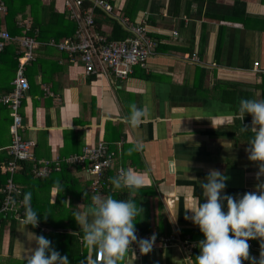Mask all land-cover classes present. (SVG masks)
I'll use <instances>...</instances> for the list:
<instances>
[{"label":"crops","instance_id":"1","mask_svg":"<svg viewBox=\"0 0 264 264\" xmlns=\"http://www.w3.org/2000/svg\"><path fill=\"white\" fill-rule=\"evenodd\" d=\"M52 1L57 12L67 13L65 0H38L39 4H27L25 18L33 20ZM109 2L113 10H103L107 16L94 9L95 17L102 18L101 31L111 35L118 22L130 34L123 22L126 0ZM238 2H244V12L237 13ZM132 10L128 21L146 25L155 41L148 67L136 66L123 79L89 75L81 62H72L56 47L39 48L38 64L27 74L30 89L21 108L23 136L36 141L37 158L66 157L85 145L105 141L115 152V170L132 168L149 185L135 196L137 206L144 209L136 217L137 232L179 233L203 240L199 226L185 218L191 213L185 211L184 196L195 195L206 202L200 185L210 170L228 177L221 196L239 198L264 183V174L257 178L261 162L248 158L253 134L240 131L243 125H251L252 116L246 114L243 121L237 118L241 98L264 99V0H135ZM1 79L0 75V96L12 85V78L8 86ZM43 85L55 95L44 94ZM133 102L138 107L147 104L151 113L136 128L124 120ZM12 120L10 109L0 101V155L12 141ZM135 143H142L143 149L129 155ZM75 174L87 179L83 167ZM57 192L56 186L51 188V202ZM105 192L100 196H108ZM111 195L118 200L129 198L127 189ZM64 201L72 213L85 209L78 199L72 207L69 195ZM223 203L227 212V202ZM10 225L6 222L0 232V262L8 256V264H26L28 250L36 247L28 233L40 234L19 222L11 243ZM50 228L43 226L46 233L41 235L62 256L70 260L74 253L77 264L82 260L87 264L88 249L82 238L80 244L69 246L68 238H49ZM249 241L250 256L258 262L261 241ZM200 251L189 257L180 246L154 248L142 256L128 252L120 264H196ZM92 258L96 259L95 252Z\"/></svg>","mask_w":264,"mask_h":264},{"label":"clouds","instance_id":"2","mask_svg":"<svg viewBox=\"0 0 264 264\" xmlns=\"http://www.w3.org/2000/svg\"><path fill=\"white\" fill-rule=\"evenodd\" d=\"M130 112L124 117L131 127L136 128L150 118L149 106L138 107L135 102L129 105ZM252 116L251 125H243L241 132L251 131L249 141V160L261 162L257 178L264 174V99L241 98L238 105L237 118L244 120L245 115ZM142 143H135L128 149V154L142 151ZM228 177L220 171L212 169L202 181L200 187L206 202L201 203L200 197L184 196L185 216L198 225L205 239L199 241L200 253L196 255V264H243L251 260L252 264H264V183L256 185L257 191L246 192L239 198L225 194L222 190L227 187ZM113 189L128 190L127 200H118L112 195L102 197L93 195L91 203L83 210L73 213L83 232L82 243L88 249L87 264H120L126 259L130 246L138 242L142 254L152 251L155 235L151 239L137 237L135 227L136 217L144 211L137 206L135 196L139 189L148 187L145 177L132 168L121 169L119 174L109 177ZM86 195V194H85ZM32 193L23 196L25 207L24 217L20 220L23 228L32 225L38 227L39 213L31 205ZM227 202V212L223 210ZM231 233V235H230ZM28 237L36 244L29 249L25 257L26 264H70L67 256H62L52 242L43 235L35 232ZM250 239L261 241V256L257 262L250 256ZM96 253V259L92 253ZM80 264H85L81 261ZM131 264V261H129Z\"/></svg>","mask_w":264,"mask_h":264},{"label":"built area","instance_id":"3","mask_svg":"<svg viewBox=\"0 0 264 264\" xmlns=\"http://www.w3.org/2000/svg\"><path fill=\"white\" fill-rule=\"evenodd\" d=\"M90 1L93 5L85 8L83 7L84 0H65L66 12L70 19L77 24L75 33L73 36L60 41L50 39L44 43L64 52L72 62H81L85 72L89 75H113L123 79L132 74L136 66L147 68L155 41L149 35L146 25L129 22L125 17L123 22L128 26L130 34L122 39H110L107 34L97 29L94 9L98 7L106 12H111L113 10L112 4L109 0ZM0 9L3 14L7 11L4 1H1ZM17 24L22 28L21 34L12 35L6 26L0 29V52L13 41H17L21 46L16 75L11 82L12 89L0 96V101L10 109L13 117L10 125L12 141L7 146L12 159L1 165L10 173V176L3 187L5 196L0 203V214H3L4 217L13 216L20 222L24 217L25 209L19 207V205L23 206V200H20L19 205L17 204L15 196H19L20 188L13 180L14 173L20 166V161H31L32 173L37 177H47L55 171H60L64 163L69 165L82 164L87 179L91 182V192L94 195H100L103 188L109 187L106 173L113 167L115 152L105 141L100 140L96 144L85 145L80 152L66 157H36L34 153L36 141L23 136L25 125L21 108L30 89V81L26 74L27 66L36 59V49L41 42L35 36L27 33L32 27L31 19H19ZM175 33L177 34L176 31ZM193 58H196V54ZM254 64L256 67L259 66V61H255ZM43 90L44 94L55 95L47 85H43ZM121 169L125 168L118 167V174ZM136 234L138 240H150L155 235V243L152 249L180 246L185 250L188 257L196 249H199L198 244L201 241L190 236H181L179 233L164 234L150 231L137 232ZM248 243L252 246L251 241ZM128 252L138 256L144 255L140 251L138 242L133 243Z\"/></svg>","mask_w":264,"mask_h":264},{"label":"trees","instance_id":"4","mask_svg":"<svg viewBox=\"0 0 264 264\" xmlns=\"http://www.w3.org/2000/svg\"><path fill=\"white\" fill-rule=\"evenodd\" d=\"M1 1H4V3L6 4L7 11L5 12V14H3L2 10L0 9V29L6 26L12 35L21 34L22 28L17 24V21L19 19L25 18V7L27 6V4H31L33 6V1L38 2V0H0V3ZM134 2L135 0H126L123 8L125 17H128L129 19H132L133 17L132 9ZM91 5L93 4L90 0H84L83 7L86 8ZM244 9V2H238L237 13L240 11L244 12ZM95 10L99 12L103 11L98 7H96ZM103 15H106L104 11ZM95 23L97 29L101 31L100 26L102 24V18L95 17ZM115 25L116 26L114 27L112 34L108 35L110 39H122L128 36L129 32L125 30L121 24L116 22ZM76 28V22L70 19L67 13L57 12L54 2L52 1L49 5L42 6V12L40 15L37 14L36 16L34 14L32 27L27 33L35 36V38L41 42L39 47L36 49L37 52L39 48L44 49L50 46L44 43L48 42L50 39L60 41L69 36H73ZM20 50V44L17 41H13L8 44L3 51L0 52V75L2 78L1 80H6V86H8L11 78L13 80L16 75L18 57L21 54ZM35 60L28 64L26 74H28V70L31 67L38 64ZM11 72L14 74V76L9 77L8 75L11 74ZM11 89L12 85H10V87H6L5 92H9ZM36 156L39 157V155ZM0 157L1 159H4H0L1 203L5 196L3 187L5 186L6 181L10 176V173L3 167H1V165L6 164L10 159H12V156L6 149L5 152L0 155ZM82 167V164L69 165L64 163L63 168L60 171H55L47 177H37L32 173V162L20 161V166L14 173L13 177L14 182L20 188L19 196H15V198L17 199V204L19 205L20 200H23V196L25 193H32L31 205L33 210L39 213V224L38 227L35 228H33L32 225L29 226L35 229L38 234L41 235L46 233L43 229V226H51L52 228H50L49 230V238L61 236V238L69 239V246H71L73 242L80 244V239L84 234L83 232H81V228L78 226V224L75 223V220L72 216L73 213L70 212L71 210H66L70 208V204L67 206L64 200H66L67 195H69L72 207L74 205L75 199H78L80 202H82L85 208L91 203V197L93 196V193L90 190V180L81 179L75 174V171L80 170ZM116 172L117 169L115 170V168L113 167L110 168L106 173L108 177L107 182L109 183V185H111L109 188H103V192L106 191L105 193H107L106 195H111L112 191H114L113 185L109 182V177L117 176L118 174ZM54 186L57 187L58 192L55 201L51 202L50 190ZM42 190L46 192L45 195L42 194ZM19 207L25 209L24 204L23 206L19 205ZM6 222L11 223L10 242L12 243L14 241L15 231L19 222L13 216L4 217L3 214H0L1 233L3 227L6 225ZM73 256L69 261L71 264H77L76 259H74ZM8 260H10V257L7 256L0 262V264H8Z\"/></svg>","mask_w":264,"mask_h":264},{"label":"rangeland","instance_id":"5","mask_svg":"<svg viewBox=\"0 0 264 264\" xmlns=\"http://www.w3.org/2000/svg\"><path fill=\"white\" fill-rule=\"evenodd\" d=\"M50 215V214H49Z\"/></svg>","mask_w":264,"mask_h":264}]
</instances>
